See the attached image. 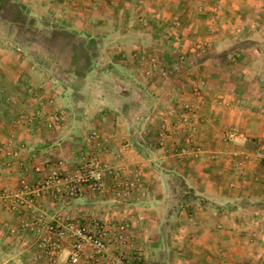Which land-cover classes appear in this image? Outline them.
<instances>
[{
    "label": "crops",
    "instance_id": "obj_1",
    "mask_svg": "<svg viewBox=\"0 0 264 264\" xmlns=\"http://www.w3.org/2000/svg\"><path fill=\"white\" fill-rule=\"evenodd\" d=\"M24 1L41 3L38 11L50 21L90 37L100 34L96 46L108 53L99 56L98 65L104 60L107 66L103 73L98 68L83 78L116 82L104 86L102 109L113 116L110 121L99 117L66 126L44 114L32 127L14 120L0 135V144L9 139L24 147V152H17L34 179L44 175V161L63 159L67 166L75 161L86 146L82 132L108 136V149L90 142L113 169L103 190L85 188L67 202L47 197V219L89 215L112 229L125 225L126 244L121 249L115 232L109 233L111 254L124 252L122 264H130L134 254L143 258L142 264L177 254L182 264H264V165L259 155L264 141V78L255 69L263 59L258 57L262 49L254 42L226 37L236 35L233 28L244 29L246 23L257 31L250 28L255 18L249 10L259 9V2ZM8 25L18 36V26ZM183 103L197 110L194 140L200 147L184 155L180 146L188 131L172 126ZM158 105L162 110L156 111ZM150 109L157 115L144 121L141 113ZM234 127L242 135L227 141L224 131ZM38 164L42 172L33 171ZM26 171L15 161L9 168L0 164V192L18 184ZM126 180L133 186L125 187ZM7 218L11 216L0 199L1 243L6 234L13 239L23 233L12 231L20 220Z\"/></svg>",
    "mask_w": 264,
    "mask_h": 264
},
{
    "label": "rangeland",
    "instance_id": "obj_2",
    "mask_svg": "<svg viewBox=\"0 0 264 264\" xmlns=\"http://www.w3.org/2000/svg\"><path fill=\"white\" fill-rule=\"evenodd\" d=\"M257 1L260 4L259 9L256 11L249 10L252 13V18H255L253 26L250 28H257V31L252 32L246 23L244 29L233 28L237 32L236 35L229 33L226 37L231 42L234 40L251 41L262 49V53L258 57L263 59L255 66V69L264 78V63H262L264 60V0ZM41 7V3H31L30 1L0 0V135L2 136L4 129L8 128L10 122L21 121L28 127V125L35 124L39 119H44V114L45 116L51 115L56 122L64 121L66 126L67 122L70 123L71 121L88 122L99 117H105L106 121H110L113 118L109 113L106 114L102 108L106 102L103 98L104 86L106 84L116 85V82L106 81L105 77L92 81H85L83 78L85 74L94 72L98 68L101 69L98 72L103 73L107 66L104 64V60H101V64L98 65L99 56L104 58L108 53L100 46H96V43L102 40L100 34L98 37H90L89 33L76 31L59 22L52 21V19L50 21L49 18L46 19L45 15L39 13L38 9ZM31 12L32 14H29ZM10 23H15L18 26V36L9 28L8 24ZM252 37L253 39H250ZM116 40L119 39L116 37ZM129 40L133 41L134 38ZM205 44L207 48L208 42ZM95 60L97 64L94 63ZM74 73H78L80 77L75 79ZM195 90L198 93L201 91L200 87H196ZM186 105L189 107L186 108ZM162 106L158 105L155 108L156 111L162 110ZM153 110L150 109L141 113L144 121L148 117L152 119L154 115H157L156 111ZM196 112V108L189 103L179 104L176 112L177 121L175 123L174 120L172 124V126H181L188 131L180 146V154L182 155L190 149L198 150L200 148L197 144L195 145L194 140V131H196L194 116ZM165 130L169 131L168 128ZM103 137L101 134L91 133L88 130L82 132V139L86 142V146L78 151L76 160L70 161L69 166L63 159L44 161V175L37 179L28 175L29 172L26 171L28 167L25 161L20 159V153L17 152H24L25 149L22 145L15 143L17 140L5 139L0 144V164L9 168L15 161L19 169L27 172V174H22L18 184L5 187L0 192L1 203L11 216V218H7V222L13 219L20 220L19 225L17 222L15 223L17 224L16 227L12 226V231H23V233L19 232L16 235L12 233L15 236L13 239L7 238L6 234V240H3V243H1L3 237L0 239V264H108L110 261L114 264H122L125 262L123 251L120 254L117 252L116 256L111 254L113 241L110 240L109 233L112 228L102 220L93 216L82 215L59 217L49 221L43 209V201L47 197L67 202L79 197L85 188L96 192L103 190L105 179L108 174L113 172V169L90 147V142H92V147L99 146L103 150L108 149V136ZM189 137L194 140V145L191 147L186 146V140ZM263 143L264 141H261L259 147ZM184 149L185 151H183ZM93 158H96L106 168L101 187L93 190L87 182L80 181L77 184L82 189L81 192L78 190V194L72 193L69 184L70 178H73L78 171H86L89 168L90 160ZM40 165H35L33 171L42 172ZM114 173H116L115 170ZM43 181L44 198L36 206V213H32L29 207H25L26 203L22 204L21 201L27 202L33 196L22 194L21 191L36 188ZM126 182L134 183L132 180H126L124 186ZM177 183L181 185V180L179 179ZM26 186L28 188H25ZM40 214H42L43 221H37ZM90 219L100 221L106 229L107 255L98 262L93 261L90 257V249L87 248L79 261L73 262L69 256L72 238L69 237V234L63 238H58L56 233H51L46 229V224L50 223L58 227L64 223L66 225L68 220L77 223V220L83 222ZM112 230L116 234L117 248L121 249L119 246L126 244L123 234L126 226L117 225ZM55 242H59L60 248L56 247ZM175 256L176 258L164 256L152 261V263L175 264L179 260V263L181 261L180 264H182L181 256L178 254ZM142 261L141 256L134 254L130 264H142Z\"/></svg>",
    "mask_w": 264,
    "mask_h": 264
},
{
    "label": "built area",
    "instance_id": "obj_3",
    "mask_svg": "<svg viewBox=\"0 0 264 264\" xmlns=\"http://www.w3.org/2000/svg\"><path fill=\"white\" fill-rule=\"evenodd\" d=\"M186 108L189 106L186 105ZM242 135L238 128H232L230 130L225 131L224 138L227 141H237L238 138ZM194 140L189 137L186 140V146L194 145ZM185 151V149L183 150ZM260 158L264 164V143L261 145L259 150ZM105 167L100 164V162L93 158L90 160L89 168L84 171H78L77 174L74 175L73 178H70L69 184L71 188V192L74 194H78V190L81 192V188L78 186L77 182L84 181L89 184V187L93 190H97L102 185V179L105 171ZM134 183L126 182L125 187L130 188L133 186ZM25 188H28L27 186ZM22 194H30L33 197L29 201H21L22 204L26 203L25 207H29L32 213H36L37 205L40 203L41 199L44 198V181L41 185L36 188H31L28 190H22ZM38 216L37 221H43V217ZM36 217V216H35ZM77 223H73L71 221H67L66 225H60L56 227L53 224L47 223L46 229L51 233H56L58 238L64 237L65 235L69 234V237L72 238V244L69 249V256L73 262L79 261L82 255L85 253L86 249H90V257L93 261H100L102 258H105L108 251V245L106 243L105 234L106 229L104 225L96 220L90 219L83 222L76 221ZM71 228L69 229L68 228ZM59 243V242H58ZM55 242L56 247L60 248V244ZM60 250V249H59ZM57 251V254L59 252ZM108 264H114V262L110 261Z\"/></svg>",
    "mask_w": 264,
    "mask_h": 264
}]
</instances>
